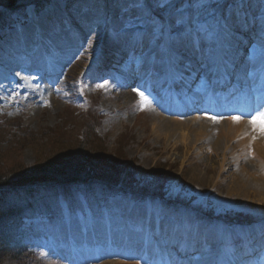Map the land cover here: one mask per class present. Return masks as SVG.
<instances>
[{
	"label": "rangeland",
	"instance_id": "1",
	"mask_svg": "<svg viewBox=\"0 0 264 264\" xmlns=\"http://www.w3.org/2000/svg\"><path fill=\"white\" fill-rule=\"evenodd\" d=\"M132 2L134 0H49L44 10L34 12L31 7L23 14H14L7 28L0 30V173L19 169L34 170L37 166H43L45 160L49 159L61 162L74 161L76 160L72 154L75 151L74 147L88 141L92 149L103 151L107 158L118 156L124 159L123 166L131 167L134 164V171L137 173L148 175L156 173L157 170L162 171L168 186L166 201H142L138 198L118 197L112 193L101 209H84L71 216L66 210L63 218L61 215L53 216L51 220L41 217L28 219L30 236L23 240L24 243L35 251L38 264H68L66 261L74 263V256H70V253L62 254L60 257L65 261H60L55 252L60 247H68L71 243L80 244V230L89 232L97 229L96 232L101 234L125 231L128 236L137 239L142 234L137 230L149 229L150 225L155 224L153 216L157 217L159 214L168 220L190 221L199 229L201 236L211 237L213 243L220 247L219 239H223L222 221L209 217H219L222 220L235 217L253 218V223L257 226L249 227L250 224L232 228L226 226L230 230L224 229L223 232H232V237L226 238V242H231L235 239L236 229L243 231L254 229L255 232L249 239L236 243L235 256L244 250L245 254L254 250L256 262L264 264V199L260 201L257 197L241 198L230 190L237 182L235 177L240 175L242 165H249L251 168L250 162L254 160L255 155L254 148L257 144H262L264 133L251 136L252 146L248 154H245L247 158L242 163L231 160L233 164L230 166L231 170L225 168L227 173L222 174L220 155L215 156L212 149L216 148L214 144L217 141H220L221 145L227 142L224 138H216L220 134L217 125L235 124L237 121L224 119L229 115L216 119H209L210 114L198 113L173 116L177 117L173 120L178 122L196 120L207 126V137L203 143L198 144L192 142V137H188V131H185L187 136H183L184 131L180 133L173 127L174 124L165 126L160 123L161 116L155 110L156 108L159 110L157 105L160 102L166 105L169 94L182 96L184 92L188 96L198 94L195 92V83L193 91L188 92L171 86L170 81L166 82L164 75L143 72L131 58V49L118 54L116 62L107 59L109 48L102 46V41H108L110 38L117 40L112 25L107 23L114 15L113 6L117 3ZM199 2L200 0H173L177 7ZM209 2L217 6V10L221 12L229 5L243 4L245 10L257 20L264 18V0H209ZM184 12L191 13L192 8L187 7ZM73 25L76 26L75 30H72ZM51 36H59L72 46L68 61L60 60L55 43L53 46L50 40ZM246 39L250 41L246 46L243 40L238 41L239 59L247 61L245 57L249 55L242 57L243 52L240 51L245 47L251 54L253 53V62L261 60L260 57H256L263 55L261 48L257 47L252 51L255 44L254 33L247 35ZM20 40L22 43L30 42L32 54H36V59L43 63L46 69L58 72L52 85L45 82L44 85L34 87L37 90L47 89V92L51 89L50 94L41 98L37 95H28L21 91L24 87L21 82L16 84L13 81L16 76L10 74L11 72H16L18 76L27 75V71L22 68L27 64L24 59L32 55L27 52L28 45L16 46L15 43ZM37 41L40 43L39 48L36 46ZM120 42L130 47L121 38ZM144 53H147L146 58L153 56L155 48H146ZM36 73L42 77L41 71ZM241 84H246V81ZM3 85H7V88L11 85L22 94L4 95ZM137 92L144 93L147 103H142ZM125 95L129 97L125 98ZM95 105L97 112L90 110ZM83 109L101 116L98 118V126L95 127L97 130L92 134L86 132V128L92 122V116L86 115V111L79 113ZM210 125L213 127L212 130ZM208 156L209 160L217 162L205 167L202 160ZM251 170H255V167L252 166ZM176 201L184 203L191 209H187L185 205H182L184 208L175 205ZM6 202L11 205L17 203L15 197H10ZM59 206L62 210L66 208L62 201ZM77 207H80V204H77ZM18 210L20 208L14 211ZM209 213L213 216L207 215ZM196 215L205 217L203 221H197ZM137 216H141V219ZM81 217L86 219L82 223ZM75 220L79 222L74 223ZM120 237L116 236L112 240L120 241ZM230 242L224 246L230 248ZM118 245L117 243L115 249L121 252L125 245L123 247ZM87 248L93 250V247ZM97 253L98 250L95 249V257ZM219 255L214 256L212 260L228 258L223 252ZM109 262L140 264L135 259L123 257L98 260L91 264ZM2 264L15 263L6 260Z\"/></svg>",
	"mask_w": 264,
	"mask_h": 264
},
{
	"label": "snow or ice",
	"instance_id": "2",
	"mask_svg": "<svg viewBox=\"0 0 264 264\" xmlns=\"http://www.w3.org/2000/svg\"><path fill=\"white\" fill-rule=\"evenodd\" d=\"M114 15L107 22L117 37L131 48V58L146 74L164 75L166 82L196 94L215 92L225 86L239 87L232 80L249 81L255 76L254 57L239 59L236 42L239 33L253 31L255 44L264 50V22L253 20L243 4L229 5L222 12L209 0L179 7L173 0H134L117 3ZM192 8L191 13L184 9ZM155 48V54L145 57L144 49ZM139 53V56H137ZM264 59V56H262ZM147 103L143 92H137ZM215 119L214 117H208ZM241 117H233L239 122ZM249 123L259 125L264 132V110L253 115ZM155 224L137 238L147 264H212V258L223 252L236 251V234L231 247H217L212 238L201 236L199 229L188 220H168L157 215Z\"/></svg>",
	"mask_w": 264,
	"mask_h": 264
},
{
	"label": "bare ground",
	"instance_id": "3",
	"mask_svg": "<svg viewBox=\"0 0 264 264\" xmlns=\"http://www.w3.org/2000/svg\"><path fill=\"white\" fill-rule=\"evenodd\" d=\"M246 12L248 14H251L248 10H246ZM251 18L255 21H257L258 23L260 22H264V18H260L259 20H257L255 17H253V15H250ZM76 26H72V30H75ZM246 34V35H245ZM253 31H249L247 33H239V39L246 41V37L247 35H252ZM52 44L54 46L55 43V47L56 50L58 51V55L59 58L62 62H66L68 61L70 54H71V50H73V48H71L72 46L65 41L64 39H62L59 36H51L50 37ZM116 39L110 38L107 40H103L102 41V46L108 47L109 51H108V55H107V59L111 60L113 62H116V60L118 59V54H123L126 51H129L131 48L128 47L125 43H121L120 42V38L119 37H115ZM119 39V40H118ZM239 41V40H238ZM237 41V42H238ZM236 42V44H237ZM24 43V44H23ZM22 43V41L20 40L19 42L15 43L17 44L16 46H23V45H28L27 48V52L28 54H32V50L29 48V46L31 45L30 42L24 41ZM48 43V42H46ZM40 43L37 41L36 42V46L39 48ZM49 44V43H48ZM54 47V49H55ZM75 47V46H73ZM36 48H34L35 50ZM76 49V47H75ZM52 51V50H50ZM22 52V50H21ZM145 56H147V53H144ZM21 56L23 57V52L21 53ZM24 59V58H23ZM22 59V60H23ZM24 62H26L27 64L24 65L22 68L25 69L27 71V75L24 76L22 74H20L18 76V74L11 72L10 74H14L16 77L13 80L16 84L18 83H22L24 85L23 88H21V91L23 93H27L28 95H37L39 98H41L42 96H46L47 94H50L51 89L47 92L43 89L41 90H37L34 87H37L38 85H44L45 82L48 83L49 85H52L55 81H56V75L58 74L57 71L54 70H50V69H46L45 66H43V63H39V61L36 59V54H32L30 55V58L28 59H24ZM24 64V63H23ZM40 73L41 71V75L42 77H39V74L36 73L38 72ZM264 74V69L261 70H257V74L254 77H259L260 75ZM234 89V88H233ZM187 91V90H185ZM22 92H20V90H16L13 89L11 87V85H9V87L7 88V85H3V89H2V94L6 95L7 93H11V94H22ZM127 92H131V90H127ZM125 98H128L129 95H125ZM226 96V95H225ZM235 97V96H234ZM225 98V97H224ZM200 99V100H199ZM258 100H262L260 98H258ZM198 101H202V105H200L199 107V111L198 112H207L211 109H215L216 111L220 112L224 109H228L231 110L232 108L230 107V105L234 104V101L230 100L228 101V103H220L218 104L217 102H215L214 99V95H191V97H188L186 100H178V105L177 107L174 109L173 112H171V109L168 110V108L164 105L163 102H160L157 107L160 106L159 110L157 108L158 115L161 116L159 117V120H161L160 123L165 124V126H168V124H174L173 127L177 130L181 132L184 131L183 136H187L185 134V131H188V137H192V142L195 144L198 143H203V140L207 137V126L200 124L198 122H196V120H191L189 122H181L182 120H180V122H178L177 120H173L169 117H167V115H165V113H180L182 112V114L184 113H191V112H195L197 111V106L195 105L196 102ZM237 108L239 107V105L243 104L242 102H235ZM257 104V103H256ZM225 105V106H223ZM211 106V107H210ZM245 105L242 106V108L245 110ZM185 110H187V112H185ZM233 110V109H232ZM159 112H161L162 114H159ZM244 112H251V108L244 111ZM219 126V136H217L216 138L220 139V138H224V140L227 142L223 145H221L220 141L215 142V147H213V151H214V155H220L221 158V169H222V174L226 172L225 168H228L227 170H231L230 166H232L233 164H231V160H237L238 162L242 163L247 157L246 155L248 154V152L251 149V143H250V139L252 141L251 136H255L257 135L256 133H254L253 135L251 134V129L253 127L252 124H248L247 121L242 122H236L235 124H225V125H217ZM212 126L210 125V129L212 130ZM257 128V127H256ZM258 132V131H257ZM259 142V141H258ZM256 142V143H258ZM217 151V152H216ZM254 152L255 155H253V161L250 162V166L252 168L255 167V170H251V168H249V165H242L241 167V172L240 175L235 177V180L237 181L236 183L233 184V186L230 188L232 193H236L238 196H240L241 198L243 197H247L248 199L250 198H259L260 201H262L264 199V139H262V144H257L256 148H254ZM246 154V155H245ZM209 156L207 158H204V160H202V165L205 167H208L210 164L216 163L217 160H209ZM231 164V165H230ZM239 165V164H238ZM228 166V167H226ZM200 171V170H199ZM212 171V170H211ZM231 173V172H230ZM229 173V174H230ZM220 174V173H219ZM221 174V176H222ZM234 176V175H233ZM234 180V178H233ZM264 214V213H263ZM78 222V220L76 221V223ZM154 226V225H153ZM97 229L92 230L90 232H83L84 236V240H91L94 243H99L100 245V255L102 256V258H104L105 256H113V255H119L117 251H111L108 253H105V248L104 243L105 242H110L112 239H115L116 236L112 235L110 236L108 233H98L96 232ZM148 230V229H147ZM253 231V230H251ZM250 232V231H249ZM114 234V233H113ZM122 234V238L121 241L119 242L118 246L123 247V241L125 242H129L127 245H129V248L125 247L123 248L126 252L122 253L124 254V256L130 257L131 259H137L136 262H139L140 264H147L146 259L144 258V252L141 251V248L139 246V244L137 243V240H132L130 238L127 237L125 231L121 232ZM235 234H240V238H246V237H250L248 232H235ZM66 249L63 248L62 251H65ZM85 252L84 253H80L79 255H81L83 257H85L86 254H91L92 252L87 251L86 249H84ZM245 253V251H244ZM254 252L249 251V253H247L250 257V263H252V255ZM141 257L143 260H141ZM153 258V264H155L156 262V257H152ZM133 259V260H134ZM84 260H80L77 264H83ZM89 263H91L92 261L88 260ZM108 264H113L111 262H109ZM120 264V263H117ZM123 264V263H121ZM224 264H239L238 261L236 259H230V260H226V262Z\"/></svg>",
	"mask_w": 264,
	"mask_h": 264
},
{
	"label": "trees",
	"instance_id": "4",
	"mask_svg": "<svg viewBox=\"0 0 264 264\" xmlns=\"http://www.w3.org/2000/svg\"><path fill=\"white\" fill-rule=\"evenodd\" d=\"M47 0H0V26L9 18L14 10L29 5L43 6ZM86 115L92 116V122L86 128V132L96 131L99 122L98 117L91 112ZM83 138V137H82ZM83 140V139H82ZM74 161L45 160V165L32 169L12 170L0 173V193L12 190L13 197L21 188L40 186H71L86 183L101 187L121 186L124 190L143 194L146 196H162L166 178L163 172L144 175L134 171V166H123L124 159L116 156L107 158L101 150L92 149L89 142H82L74 147ZM69 149V148H68ZM102 184V185H101ZM3 196V195H2ZM12 198V197H11ZM30 201L29 197L27 202ZM14 207L5 200L0 199V264L6 260L16 264H26L31 256L26 248L14 241L17 230L20 227L22 215L16 214Z\"/></svg>",
	"mask_w": 264,
	"mask_h": 264
}]
</instances>
